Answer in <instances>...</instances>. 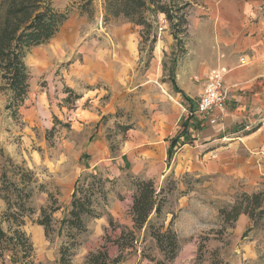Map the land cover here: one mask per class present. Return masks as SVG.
Masks as SVG:
<instances>
[{
  "label": "rangeland",
  "instance_id": "1",
  "mask_svg": "<svg viewBox=\"0 0 264 264\" xmlns=\"http://www.w3.org/2000/svg\"><path fill=\"white\" fill-rule=\"evenodd\" d=\"M81 1L52 0L58 10H70V17L55 39L28 54L30 89L16 116H12L14 109L6 110L8 97L0 91V176L8 159L34 173L37 184L33 186L31 205L36 213L26 219L22 230L33 246L35 260L44 264H58L63 240L57 238V230L70 205L78 169L85 170L89 164L95 166L97 163H100L98 167L83 172L79 178L99 174L110 181L107 184V211L113 218L114 227L109 224L108 216L90 220L88 233L79 238L81 246L72 264H84L90 251L105 245L110 248L112 257L119 255L113 241L120 236L122 227L132 228L128 197L136 177L130 174L115 177L108 172L114 165L107 159L95 162L96 158L87 151L88 145L101 129V137L111 157L122 155L126 152L127 133L121 127L136 130L139 122L149 119L160 105L163 89H168L173 99L178 98L188 111V103L172 87V70L175 69V78L177 74L181 76L192 71L196 75L188 79L200 87L205 86L209 76L202 77L201 73L206 71L207 61L197 58L208 57L209 53L200 52L198 40H215L224 36L229 29L222 26L231 28V24L238 27L241 36L251 35L249 27L260 19L255 13L258 7L253 2L191 0L192 5L187 10V32L181 35V49L176 47L169 24L160 16L158 40L150 59V43L141 44L140 27L124 20L104 23L103 0H92L93 17L82 15L78 9ZM257 3L264 11V4ZM218 8L222 12L229 11L232 16L217 18L215 11ZM243 8L247 10L248 20L238 14ZM205 46L202 48L206 50ZM84 73L88 74L85 79L81 76ZM71 88L81 97L79 100L67 93L66 89ZM78 88L86 92L79 93ZM85 95L87 97L77 108L76 101ZM69 97L71 99L67 101ZM181 111L185 123L190 116L187 111ZM70 114H77L78 119L85 121L83 127L77 124L75 116L74 121L69 122ZM180 183L182 190L177 186ZM163 186L167 191L172 189V193H167L170 197H167L162 218L156 226L165 222L168 227L175 219L172 229L179 237L180 247L171 264H264V212L256 215L255 221L245 214L240 215L234 224L226 221L231 218L233 207H246V195H255L246 193L242 182L191 175L176 179L170 175ZM261 193L264 189L256 194ZM50 195L61 209L53 216L54 233L48 239L37 220L41 209L50 206ZM6 209L5 202L0 199V222ZM3 228L7 230L8 226L3 224ZM108 238L112 242H108ZM137 241L139 248L127 251L122 264H157L164 259L144 230L138 233ZM128 253L131 255L127 256ZM0 264H10V261H0Z\"/></svg>",
  "mask_w": 264,
  "mask_h": 264
},
{
  "label": "trees",
  "instance_id": "2",
  "mask_svg": "<svg viewBox=\"0 0 264 264\" xmlns=\"http://www.w3.org/2000/svg\"><path fill=\"white\" fill-rule=\"evenodd\" d=\"M190 1L103 0V20L106 24L124 20L140 27L143 40L141 44L150 43L151 59L158 40L160 16H163L169 24L176 47L181 49V35L186 34L188 27L187 10L192 5ZM245 1L264 4V0ZM80 3L78 8L80 13L93 17L95 14L93 1L83 0ZM69 17L70 10H58L52 0H0V91L8 97L6 110L14 109L12 116L17 115L29 94L31 77L26 64L28 54L31 50L45 46L55 39ZM174 70H172L171 83L174 91L180 93L175 82ZM66 91L75 100L81 98L71 89ZM70 99L69 97L67 101ZM121 129L126 133L131 127L124 126ZM187 133L188 124L185 123L181 132L169 140L168 163L177 151L176 147L181 138ZM186 144H193V140L186 139L181 145ZM109 183V180L99 174H87L77 180L69 208L59 221L57 238L63 241L59 249L58 264H72L75 253L81 246L79 238L88 233L90 220H99L108 216L109 224L114 227L113 219L107 211ZM35 184L37 179L33 172L13 163L10 159L6 161L0 176V199L7 206L2 215L3 221L0 222V261L3 263L9 260L10 264H44L35 260L33 246L22 230L26 219L36 213L31 205ZM132 187L134 195L130 214L133 226L122 227L120 236L113 241V245L119 250V255L112 257L110 248L105 245L90 251L85 257L84 264H122L126 252L136 249L138 233L143 230L156 243L164 258L157 264H171L176 259L180 246L179 237L172 229L175 219L170 221L168 227L165 226V222L156 226L157 221L162 218L167 203V193H172V189L168 191L165 187L158 189L154 180L143 178L133 179ZM39 188L43 192V187ZM49 198L50 206L41 209L37 220V224L44 228L48 239L54 233L53 216L61 209L51 195ZM244 203H246L244 209L243 205L232 208L231 218L226 220L227 223L234 224L242 214L248 215L255 221L256 215L260 216L264 212V193L246 195ZM3 224L8 226L7 230L3 228ZM164 229L166 230L163 231ZM108 240L112 242L110 238ZM129 255L131 254L128 253L127 256Z\"/></svg>",
  "mask_w": 264,
  "mask_h": 264
},
{
  "label": "crops",
  "instance_id": "3",
  "mask_svg": "<svg viewBox=\"0 0 264 264\" xmlns=\"http://www.w3.org/2000/svg\"><path fill=\"white\" fill-rule=\"evenodd\" d=\"M253 3L258 7L255 13L260 19L255 18L259 19L258 22L249 27L251 35L241 36L238 27L231 24V28L222 26L229 29L224 36H218L215 40H198L200 52L209 53L208 57L202 55L197 58L207 61L206 71L201 73L202 77L208 75L210 78V74L221 75L230 91V100L222 109L214 112L217 123L211 125L199 117H187L185 123L188 124V133L181 138L176 147L177 151L168 163L169 140L177 135L185 124L182 122L181 109L185 112L186 105L178 102V98L173 99L168 89L162 86L167 94L162 91L164 95H161L160 105L149 119L139 122V128L136 130L130 129L126 132V152L122 151V155L111 157L110 150L101 137V129L98 131V136L94 137L87 147L89 155L96 158L95 162L107 159L114 165L108 172L115 177L130 174L136 178L154 180L158 189L164 187V180L170 175L176 179L183 175H191L194 178L207 176L232 179L242 182L246 193L256 194L264 189V11L260 3ZM215 12L217 18H220V15L221 18L232 16V13L222 12L220 8ZM238 14L242 15V19H246V8ZM239 28L241 29L240 26ZM203 45H206V50L202 48ZM242 58L245 59L244 63H241ZM195 75L191 71L190 74L181 76L177 74L175 78L180 93L174 92L186 100L189 109L196 104L204 88L189 80V76ZM81 76L85 79L88 74ZM77 91L81 93L85 90L78 88ZM87 95L76 102L77 108ZM195 96L198 97L196 100ZM74 116L77 124L83 127L85 121L78 119L77 114ZM186 137L193 140V145H181ZM99 164H89V168L85 170L78 169L74 183L76 184L83 172L93 171ZM177 186L183 189L181 183ZM133 195L134 191L129 192L128 200L131 206ZM66 212L67 210L65 214ZM130 218L132 227L131 214Z\"/></svg>",
  "mask_w": 264,
  "mask_h": 264
},
{
  "label": "built area",
  "instance_id": "4",
  "mask_svg": "<svg viewBox=\"0 0 264 264\" xmlns=\"http://www.w3.org/2000/svg\"><path fill=\"white\" fill-rule=\"evenodd\" d=\"M245 59H241V63H244ZM230 91L227 89L224 78L221 75L208 78L206 84L200 94L196 104L187 111L189 118L199 117L201 120L209 122L211 125L217 123L214 112L217 109H222L227 101L230 100ZM74 115L68 117L69 122L74 121ZM136 248H139L138 241L135 243Z\"/></svg>",
  "mask_w": 264,
  "mask_h": 264
},
{
  "label": "bare ground",
  "instance_id": "5",
  "mask_svg": "<svg viewBox=\"0 0 264 264\" xmlns=\"http://www.w3.org/2000/svg\"><path fill=\"white\" fill-rule=\"evenodd\" d=\"M163 92L165 93V94H167V92L163 89Z\"/></svg>",
  "mask_w": 264,
  "mask_h": 264
}]
</instances>
